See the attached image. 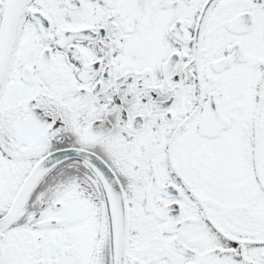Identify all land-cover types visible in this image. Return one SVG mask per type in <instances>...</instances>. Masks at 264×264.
<instances>
[{"label": "snow or ice", "instance_id": "snow-or-ice-1", "mask_svg": "<svg viewBox=\"0 0 264 264\" xmlns=\"http://www.w3.org/2000/svg\"><path fill=\"white\" fill-rule=\"evenodd\" d=\"M0 264H264V0H0Z\"/></svg>", "mask_w": 264, "mask_h": 264}]
</instances>
